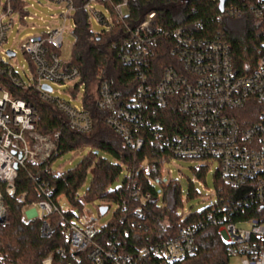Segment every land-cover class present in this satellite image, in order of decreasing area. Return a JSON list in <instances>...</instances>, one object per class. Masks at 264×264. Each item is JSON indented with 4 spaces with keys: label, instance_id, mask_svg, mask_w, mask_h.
<instances>
[{
    "label": "built area",
    "instance_id": "1",
    "mask_svg": "<svg viewBox=\"0 0 264 264\" xmlns=\"http://www.w3.org/2000/svg\"><path fill=\"white\" fill-rule=\"evenodd\" d=\"M52 1L66 5L67 14L61 15L65 23L71 19L70 12L78 11L74 0ZM214 1L219 10V0ZM228 3L224 12L219 10L218 20L251 18L264 29V0L242 8ZM94 4L107 7L110 17L96 11ZM128 4L129 0H121L117 5H112L111 0H87L81 9L88 13L89 20L94 17L102 31L108 32L123 21ZM26 9L24 0H6V4L0 0V182L11 196L16 194L19 170L28 164L48 162L56 153V143L60 139L59 133L44 136L37 132V110L29 102L15 97L12 89H33L41 100L54 104L65 115L71 129L83 134L92 131V120L83 106V97L79 106L52 97L53 87L69 89L73 94L84 88V85L80 86L79 70L69 67L56 52L63 46L65 25L47 28L46 33L27 35L23 39L22 50L33 67L30 85L8 62L7 57H16V52L2 50L14 25L12 16L19 12L20 21L26 23ZM154 19L155 14L151 13L140 26L129 29L128 40L113 47L119 48L123 65L133 67L137 72L139 86L134 97L127 100L121 91L104 80L98 89L96 106L109 114L107 125L130 148L142 149L145 142L142 131L150 127L163 145L172 150L173 158L163 159L162 168L148 163L142 166L144 177L153 186L161 187L165 183L164 168L174 158L200 163L201 167H209V161H217L223 185L242 188L248 193L245 208L236 205L233 210L251 208L253 214L243 222H230L222 227L227 252L230 258L240 259L241 264H264V42L262 56L255 67L241 71L234 61L231 44L221 33L197 37L195 30H199L200 25L197 22L169 32L152 28ZM171 38L176 40L172 46L169 44ZM162 47L169 48L168 53L175 61L164 62L166 66L158 75L150 71ZM44 86L51 87V92ZM170 107L178 109L185 122L178 127L179 133L164 137L165 126L159 118ZM150 116H154V120ZM127 175L129 200H150L151 194L142 191L134 174L127 172ZM39 192L49 198L53 195L44 183ZM26 196L22 194L18 201L26 209L33 208L27 222L56 214L59 216L56 226L62 228L68 241L67 246L49 253L42 264H143L150 258L161 264H177L198 252V228L183 227L172 237L144 247L136 255H126L116 231H109L112 222L101 227L85 213L73 221L74 215L67 216L59 205L64 196L58 197L56 202L43 200L28 204ZM101 207H107L109 212L110 206L104 204ZM117 207L122 212L128 210L126 205ZM100 208L99 215L102 216ZM6 216L0 192V223L5 222ZM41 232L44 237L53 235L50 218L43 223ZM0 264L8 263L0 261Z\"/></svg>",
    "mask_w": 264,
    "mask_h": 264
},
{
    "label": "trees",
    "instance_id": "2",
    "mask_svg": "<svg viewBox=\"0 0 264 264\" xmlns=\"http://www.w3.org/2000/svg\"><path fill=\"white\" fill-rule=\"evenodd\" d=\"M74 1L78 8L73 33L75 45L72 60L67 62V65L71 68L76 67L81 74L80 86L84 85L85 88L83 106L91 117L92 131L83 134L71 129L65 115L54 104L41 100L33 89H12L15 97L29 102L37 110V132L44 136L59 133L60 139L56 143V153L48 162L41 165L28 164L19 170L14 196L8 195L6 186L0 182V192L7 213L5 222L0 223V261L8 264H42L49 253L58 247L67 246L64 231L56 226L58 215L54 214L47 218H50L54 228L51 237H44L41 232L42 225L47 219L29 222L23 219L24 204L18 199L25 193L27 204L43 200L56 202L58 197L64 196L80 211L87 202L94 200L104 201L108 206L112 203L120 207L128 206L125 212L117 209L112 228L109 230L116 231L123 253L126 255H136L142 248L172 237L183 227H195L198 228L196 232L198 252L177 264H230L231 258L221 239V229L230 222L237 224L252 217L251 208L246 211L241 208L238 211L233 210L236 205L245 208L247 191L224 186L218 173L216 204L199 213L180 215L178 206L181 204V185L176 181H170L161 187L153 186L144 177L141 169L146 163L156 164L162 168L163 159L173 158L172 150L166 144L163 145L150 127H145L142 131L145 141L142 149L137 151L130 148L107 125L109 114L97 108L96 100L100 83L104 80L121 91L127 100L130 101L134 97L139 86L137 72L133 67L123 65L119 59V48L113 47L128 40L129 29L140 26L151 13L155 14L152 28L171 32L197 22L200 23L199 30H195L197 37H212L221 33L231 44L234 61L241 71L252 70L262 56L263 27L251 18L218 20L220 13L218 3L214 0H129L127 15L123 21L116 23L108 32L95 33L91 29L88 13L81 9L87 0ZM120 1L111 0V4L117 5ZM258 1L231 0L228 5L242 8L246 4ZM169 40L171 46L176 43L173 38ZM169 48L160 49L150 72L159 75L166 66L164 62L175 61L168 53ZM56 52L58 53V50ZM91 86H94L95 90H91ZM150 118L154 120V116ZM159 120L165 126L163 136L167 137L171 136V133H179L178 127L183 125L185 117L178 109L170 107L166 113L161 114ZM84 148L107 152L113 161L91 152L74 170L65 173L52 171V164L59 156ZM91 165H94L92 184L86 196L78 199V190L84 183ZM206 168L201 167L197 170L198 174L203 176ZM124 172L126 175L121 186L112 190L111 186ZM127 172L134 174L143 192L151 194L150 200L140 202L129 200ZM43 183L53 191L51 198L40 194L39 187ZM66 215L74 214L69 211ZM122 219L126 220L122 222ZM143 264L161 263L150 258Z\"/></svg>",
    "mask_w": 264,
    "mask_h": 264
},
{
    "label": "rangeland",
    "instance_id": "3",
    "mask_svg": "<svg viewBox=\"0 0 264 264\" xmlns=\"http://www.w3.org/2000/svg\"><path fill=\"white\" fill-rule=\"evenodd\" d=\"M24 2L27 6L26 11L28 12L27 21L26 23L20 21L21 15L19 12L13 14L12 18L14 20V25L8 34V41L2 50L16 52V57L12 59L7 57V60L16 68V71L22 76L24 82L30 85L33 77V67L30 59L22 50L23 39L27 35L39 36L46 33L48 30L47 28L54 29L58 26L65 25L66 29L63 32V46L58 50V54L62 61L69 62L72 60L73 48L75 45L73 31L76 13L74 11L70 12L69 15L71 19L65 23L61 18L62 14H67L68 9L65 4H57L52 0H24ZM1 3L6 4V0H1ZM93 7L107 18L110 17L109 11L104 5L94 4ZM90 24L93 32L100 33L102 31V27L97 24L94 17L90 18ZM53 89L54 92L52 97L59 98L73 106H79L81 104L80 100L85 92V88L83 87L79 92L76 91L74 94L69 89H60L58 87H53ZM92 89L95 90V87L91 86V90ZM91 152L98 157L113 161L112 156L107 152L98 149L84 148L59 156L52 164V171L56 173H65L74 170ZM209 164L203 176H200L197 172L198 168L201 167L200 163L174 158L166 164L164 168L165 183L176 181L181 185V204L178 206V213L180 215L199 213L216 204V176L219 170V163L217 161H209ZM93 170L94 165H91L84 183L78 190V199H83L86 196L93 181ZM125 175L126 172L120 175L119 179L111 186L112 190L121 186ZM159 191H161V189ZM104 204H106V202L101 200L87 202L83 210L80 211L64 197H62L59 202L63 211L73 212V221H77V217L85 213L98 221L101 227L110 224L114 220L118 208L116 204H109L111 205L109 212L104 216H100L99 208ZM161 205L162 201L159 202V206ZM36 210L37 213L40 215L42 214L40 209ZM30 211H33V208L23 209L22 216L25 221L29 220L28 213ZM221 239L223 241L222 234ZM230 264H241V260L238 258H231Z\"/></svg>",
    "mask_w": 264,
    "mask_h": 264
},
{
    "label": "water",
    "instance_id": "4",
    "mask_svg": "<svg viewBox=\"0 0 264 264\" xmlns=\"http://www.w3.org/2000/svg\"><path fill=\"white\" fill-rule=\"evenodd\" d=\"M229 1H230V0H219V2H220L219 10H220L221 13L224 12L225 6H226V4H227ZM10 54L13 55V53H11V52H10ZM44 89L47 90V91H49V92H51V90H52L51 87H49V86H44ZM100 212H101V215L104 216V215H106V213L108 212V208H107V207H101V208H100ZM3 221H4V220H3Z\"/></svg>",
    "mask_w": 264,
    "mask_h": 264
}]
</instances>
